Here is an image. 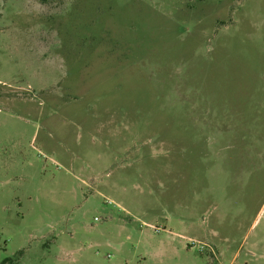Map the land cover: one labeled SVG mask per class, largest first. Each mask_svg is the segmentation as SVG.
I'll return each mask as SVG.
<instances>
[{
	"label": "rangeland",
	"instance_id": "374dc122",
	"mask_svg": "<svg viewBox=\"0 0 264 264\" xmlns=\"http://www.w3.org/2000/svg\"><path fill=\"white\" fill-rule=\"evenodd\" d=\"M0 264H264V0H0Z\"/></svg>",
	"mask_w": 264,
	"mask_h": 264
}]
</instances>
